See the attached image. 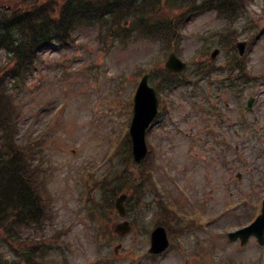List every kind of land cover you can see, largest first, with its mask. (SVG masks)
<instances>
[{
	"label": "rangeland",
	"instance_id": "rangeland-1",
	"mask_svg": "<svg viewBox=\"0 0 264 264\" xmlns=\"http://www.w3.org/2000/svg\"><path fill=\"white\" fill-rule=\"evenodd\" d=\"M236 2L238 16L227 22L209 12L177 23L178 14L165 13L175 27L181 25L185 31L181 57L193 69L194 62H200L201 57L210 61V52L217 49L219 54L211 67L226 69L227 73L225 62L236 55L233 45L249 39L246 66L256 81L244 87L241 100L236 101L237 95L229 89L222 90L218 105L221 129L235 127L233 133L218 136V141L200 137L201 129L212 121L211 114L193 109L179 90L168 97L171 112L162 116L147 137L159 166L155 177L161 183L159 189L164 193L168 190L172 206L206 224L185 235L180 240L184 247L170 249L157 264H260L264 257V247L254 239L240 247L226 236L254 218L264 196V33L253 38L259 30L251 25L264 24V0ZM227 17L223 13V18ZM222 27L227 35L220 39L215 33ZM95 35L93 29L82 30L69 48L55 44L43 50L38 68L29 73L20 92L23 112L19 136L40 138L48 160L43 188L48 206H53L52 218L36 235L45 239L43 251H47L50 264H98V255L107 254L98 249L91 223L81 209V180L85 168H95L96 180L114 162L108 161L114 148L111 141H117L124 120L125 126L128 122L125 108L132 99L128 94L139 69L148 67L149 60L158 54V47L139 42L127 49L114 48L105 55ZM3 62L4 53L0 52V64ZM250 97L255 98V105L241 117L239 104ZM253 117L259 123L253 125ZM238 120H242L240 126ZM90 196L98 199L96 191ZM151 202L158 204L160 196L149 194L143 202L140 217L146 225L155 215L154 204L146 206ZM119 222L112 215L108 226L112 235ZM141 229L113 241L109 264H134L133 256L146 252L149 235Z\"/></svg>",
	"mask_w": 264,
	"mask_h": 264
},
{
	"label": "trees",
	"instance_id": "trees-1",
	"mask_svg": "<svg viewBox=\"0 0 264 264\" xmlns=\"http://www.w3.org/2000/svg\"><path fill=\"white\" fill-rule=\"evenodd\" d=\"M186 1L67 0L59 11L57 19H36L33 27L11 25L13 21L9 22L8 18H4L7 24L0 23V48L4 49L14 62L13 69L7 74L8 80L12 82L11 87L15 88V83L18 86L22 78L26 77V72L34 67L38 60L36 56L38 49L55 41L62 44L68 42L72 33L80 26L96 24L106 36L113 37L119 31L125 32L129 23H139L147 18L150 27L141 26L139 27L140 32L142 35H154L151 27H172L171 23L161 20L162 10L171 4L178 3L182 7L181 11L188 16L202 11L204 9L202 5L209 4V0H200L199 6L191 7L190 0H188V5ZM212 4L214 5V2ZM212 8L223 10L232 18H236L240 11L236 0H221L220 4ZM115 23L118 27H113ZM114 28L118 30L115 31ZM126 32L132 33V30ZM132 34H136V31ZM149 38L156 37L149 35ZM0 90H2L0 91V103L8 107V113L0 110V147L2 148L0 153V238L2 239L0 247H5L10 252L22 253L17 258L25 259L28 264H44L42 259L35 258L33 247L36 243L22 234L23 227L30 226L34 229L41 225L46 217L44 191L40 187L41 181L32 180L29 177L26 159L19 158L20 154H23L25 158L23 149L26 147L16 142L17 118L10 114L18 113L19 107L13 100V96L8 94L7 79L0 80ZM118 181L110 185L111 188L106 187L110 188L108 192L111 195L110 201L123 189H127L122 186L125 179ZM134 184L133 181L132 186ZM126 191L129 192V189ZM108 203L112 204V201ZM1 254L0 264H19L15 261L4 260ZM34 259L37 263L31 261Z\"/></svg>",
	"mask_w": 264,
	"mask_h": 264
},
{
	"label": "water",
	"instance_id": "water-1",
	"mask_svg": "<svg viewBox=\"0 0 264 264\" xmlns=\"http://www.w3.org/2000/svg\"><path fill=\"white\" fill-rule=\"evenodd\" d=\"M245 44H239L240 54L243 53ZM173 70H180L179 67H172ZM155 100L153 94L150 90L144 87V82L139 88V92L136 98L135 105V116L132 127V138L134 143V156L135 159L138 160L141 153H143V132L146 128L147 124L154 116L155 113ZM116 208L121 216L124 215V209L122 207V203H116ZM127 227V225H125ZM123 226L122 232H126L127 228ZM263 229H264V216H261L258 221L250 228L238 231L236 233L230 234L229 237L231 239H236L237 237L241 238L242 243H245L247 238L250 235H255L260 244L264 243L263 239ZM167 245L165 234L162 229H157L152 235V253L161 252Z\"/></svg>",
	"mask_w": 264,
	"mask_h": 264
}]
</instances>
